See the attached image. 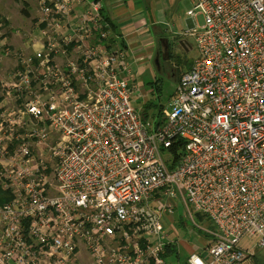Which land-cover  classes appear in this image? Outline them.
Instances as JSON below:
<instances>
[{"label": "built area", "instance_id": "built-area-1", "mask_svg": "<svg viewBox=\"0 0 264 264\" xmlns=\"http://www.w3.org/2000/svg\"><path fill=\"white\" fill-rule=\"evenodd\" d=\"M190 2L197 57L148 118L100 1L39 0L31 53L0 19V264H182L181 206L213 227L186 264L264 249V0Z\"/></svg>", "mask_w": 264, "mask_h": 264}, {"label": "rangeland", "instance_id": "rangeland-1", "mask_svg": "<svg viewBox=\"0 0 264 264\" xmlns=\"http://www.w3.org/2000/svg\"><path fill=\"white\" fill-rule=\"evenodd\" d=\"M135 1L141 6L145 4V9L150 11L152 16L155 18L157 17V31L163 35L164 40H166L167 44L170 46L173 57L170 59H164L162 56H158L159 42L155 33L151 37L154 41V45L145 48L140 54V56L144 58L143 61H137L136 63L129 61V63L131 62L133 73L136 74L138 80H140V82L142 81L144 85L148 82L158 80L159 84L162 86V91L159 97L156 94L152 95L150 90L148 91V97L150 100H153V102L164 106L167 105L175 93L177 87L175 78L178 75V72L180 71V74L185 72L188 69L189 62L196 57L194 40L190 36H183V34L193 25L202 26L203 19L198 16L196 21L192 22L187 17V13L192 9L190 0H181L176 6L175 0ZM19 7L20 9L23 8V0L20 1ZM35 15L36 13L33 12L28 18H26L19 13L18 18L19 21H25L26 25L28 24L30 26V24L36 21L34 17ZM25 22L22 23V26ZM21 32L23 31L21 30ZM21 32L20 34L22 35L23 40H27L28 33ZM182 41H185L191 46V49L185 51L180 45ZM0 77H2V74H0ZM176 219L177 221L173 223V229L175 230V235H177L180 241H182L178 251L179 259L182 261L188 256L189 249H198L202 246V240L205 236L202 229L209 228L210 224L207 220L201 221L194 213H192L190 218L182 206L177 209ZM241 246L245 249H249L253 253V256L249 257L243 264H264V249H257L255 246L253 247V242H250L247 239L241 241ZM176 260L177 258L174 255L167 258V262H173Z\"/></svg>", "mask_w": 264, "mask_h": 264}, {"label": "crops", "instance_id": "crops-1", "mask_svg": "<svg viewBox=\"0 0 264 264\" xmlns=\"http://www.w3.org/2000/svg\"><path fill=\"white\" fill-rule=\"evenodd\" d=\"M20 1L21 0H0V19H2L3 22L2 32L5 39L4 43L12 52L26 50L27 40H23L20 32L22 30L23 32L21 33H28L29 36L35 22L34 21L32 24H30V26L28 24L26 25L25 21H19V13L28 18L33 12H35L36 15L34 17L36 19L39 10V0H23V10L19 7ZM97 1H100V3L102 4L103 16L115 25L118 34L116 47L124 51L128 61L134 63H136L137 61H143L144 58L140 56V54L145 50V48H149L154 45V41L151 39L153 34L156 33L155 35L159 42L158 45L166 41L164 40L163 35L159 31H157V17L155 18L151 15L150 11H147L145 9V4L141 6L135 0ZM23 22H25V24L22 26ZM180 45L185 51L191 49V46H189L185 41H182ZM26 52L31 53L28 49L26 50ZM194 60L189 62L188 69L185 72L181 74L180 71L178 72V75L175 78L177 83L182 74L188 72L191 69ZM17 66L18 62L14 55H11L7 58L4 57L3 61L0 64V73H2L4 77H6V74L10 72V70H14V68H16ZM150 92H152L151 89ZM174 96L175 93L173 94V97ZM173 97L171 98V100L173 99ZM165 106L166 105H164V107Z\"/></svg>", "mask_w": 264, "mask_h": 264}, {"label": "trees", "instance_id": "trees-1", "mask_svg": "<svg viewBox=\"0 0 264 264\" xmlns=\"http://www.w3.org/2000/svg\"><path fill=\"white\" fill-rule=\"evenodd\" d=\"M104 17V16H103ZM105 18V17H104ZM106 21H108L111 25V27L113 28V30L115 31L117 37H118V34H117V31H116V27L115 25L109 21L108 19L105 18ZM146 88L148 90H152V93L153 94H156L157 96L160 95L161 91H162V86L159 84L158 80H155V81H152V82H148L146 85ZM164 106L159 104V103H156V102H153V100H148V103L145 107V112H144V117L145 118H148L149 117V114H148V110H154L156 112H161L163 110ZM181 147V144L178 143L177 145L176 144H173V147L171 148V151L175 154V156L177 157L178 154H177V150L180 149ZM9 201V196L8 195H1L0 194V204H3L5 202ZM196 216L201 220H206L202 215L200 214H196ZM210 224V223H209ZM209 228H213L212 225L210 224ZM171 253H174L176 254V251H171V250H168V253L167 255H171ZM182 264H186L185 263V259L182 260Z\"/></svg>", "mask_w": 264, "mask_h": 264}, {"label": "flooded vegetation", "instance_id": "flooded-vegetation-1", "mask_svg": "<svg viewBox=\"0 0 264 264\" xmlns=\"http://www.w3.org/2000/svg\"><path fill=\"white\" fill-rule=\"evenodd\" d=\"M158 56H162L164 59H170L173 57L170 46L166 41L159 45Z\"/></svg>", "mask_w": 264, "mask_h": 264}, {"label": "water", "instance_id": "water-1", "mask_svg": "<svg viewBox=\"0 0 264 264\" xmlns=\"http://www.w3.org/2000/svg\"><path fill=\"white\" fill-rule=\"evenodd\" d=\"M181 0H175V6L180 2Z\"/></svg>", "mask_w": 264, "mask_h": 264}]
</instances>
